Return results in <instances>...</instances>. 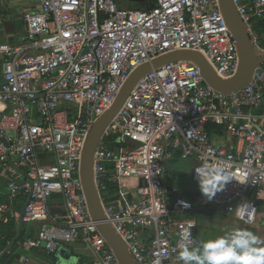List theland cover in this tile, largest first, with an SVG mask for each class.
Wrapping results in <instances>:
<instances>
[{
	"label": "built area",
	"instance_id": "built-area-1",
	"mask_svg": "<svg viewBox=\"0 0 264 264\" xmlns=\"http://www.w3.org/2000/svg\"><path fill=\"white\" fill-rule=\"evenodd\" d=\"M233 2L261 58L247 83L224 93L194 62L164 63L136 81L97 141L94 185L106 221L136 264H176L182 243L200 244L192 234L182 241L195 228L182 215L194 206L166 185L165 160L175 154L195 161L198 185V174L222 163L234 178L210 201L244 225L257 221L264 201V39L255 23L264 18V0ZM22 17L24 45L0 43V174L10 200L0 203V224L38 227L34 237L7 241L4 252L14 244L50 254L81 242L93 264H120L90 214L80 176L90 127L135 68L166 53L199 52L220 78H232L236 41L218 0H156L146 9L115 0H37ZM207 123L230 135L227 146L215 145ZM20 197L16 212L11 203ZM55 198L62 210H51Z\"/></svg>",
	"mask_w": 264,
	"mask_h": 264
},
{
	"label": "crops",
	"instance_id": "crops-1",
	"mask_svg": "<svg viewBox=\"0 0 264 264\" xmlns=\"http://www.w3.org/2000/svg\"><path fill=\"white\" fill-rule=\"evenodd\" d=\"M37 0H0V38L11 42L14 45H24L23 35L25 25L23 21V12L27 8L36 5ZM148 7V6H147ZM149 8V7H148ZM28 52V51H27ZM3 57L0 56V85L3 83ZM225 131L214 133L211 136L212 141L217 144L223 138ZM226 134V133H225ZM226 138L224 137V140ZM228 143L225 145L227 146ZM221 146V147H225ZM179 158L173 155L168 160ZM193 161V167L195 161ZM192 167V169H193ZM165 171V181L169 189H174L175 194L192 202L193 212L185 213L182 217H191L195 220V237L201 242L215 240L224 236L234 228H241L253 231L264 238V201L258 202L257 221L254 225H244L229 214H226L219 205L208 200L200 191V188L184 186L180 187L179 181L174 177H169ZM191 183H195L192 179ZM196 184V183H195ZM0 203H10L6 189V178L0 174ZM16 212L22 209L23 199L20 197L11 203ZM58 205H52V210L63 208ZM37 224H18L12 221L9 224H0V257L2 264H18L22 256L30 258V264H93V254L91 250L81 242H75L68 247L70 255L63 256L58 251L55 253H45L41 249H24L12 244L9 247V253L4 252L6 242L14 238L34 237L37 232ZM199 245V244H198ZM197 246V245H196ZM195 247V246H194ZM8 250V249H7ZM176 264H183L178 256L175 257Z\"/></svg>",
	"mask_w": 264,
	"mask_h": 264
},
{
	"label": "water",
	"instance_id": "water-1",
	"mask_svg": "<svg viewBox=\"0 0 264 264\" xmlns=\"http://www.w3.org/2000/svg\"><path fill=\"white\" fill-rule=\"evenodd\" d=\"M218 2L220 10L237 44L239 67L236 74L230 79L220 78L213 71L204 57L196 51L177 50L166 53L151 60L150 62H146L138 66L130 73L111 107L92 124L87 134L81 157L80 176L84 193L86 195L88 209L93 220L97 223L100 232L109 243L120 264H136V262L130 254L126 244L115 232L111 224L106 221L101 202L94 185L92 166L97 141L104 128L118 111L119 107L127 97L130 89L133 87L136 81L152 68L164 63L177 60L192 61L199 67L205 81L213 88L224 93L237 91L247 83L252 75L255 65L260 61L261 58H257L255 55L248 32L238 14L233 0H218ZM191 234L195 236V228L192 229ZM70 251L71 250L68 246H60L58 248V252L63 256H69Z\"/></svg>",
	"mask_w": 264,
	"mask_h": 264
},
{
	"label": "clouds",
	"instance_id": "clouds-1",
	"mask_svg": "<svg viewBox=\"0 0 264 264\" xmlns=\"http://www.w3.org/2000/svg\"><path fill=\"white\" fill-rule=\"evenodd\" d=\"M198 178L201 193L211 200L234 177L218 162L207 166L204 175L198 174ZM181 203L185 208L190 206L185 201ZM191 239L190 229L182 233V241ZM178 258L183 264H264V238L253 231L234 228L224 236L195 247L182 243Z\"/></svg>",
	"mask_w": 264,
	"mask_h": 264
},
{
	"label": "rangeland",
	"instance_id": "rangeland-1",
	"mask_svg": "<svg viewBox=\"0 0 264 264\" xmlns=\"http://www.w3.org/2000/svg\"><path fill=\"white\" fill-rule=\"evenodd\" d=\"M115 2L118 4L119 7L126 8V9H146L151 5V0H115ZM148 6V7H147ZM7 40L0 38V43H3ZM226 133V132H225ZM222 139L218 141L216 146H225L227 143L230 142V135L225 134ZM224 137L226 138L224 140ZM166 173L169 177H174V179L179 181L180 187L184 186H190V187H197L200 188L199 185L196 183H191V174H192V167H193V161L192 159H182V158H176L173 160H165L164 164ZM127 184L131 183L129 180L126 181ZM63 202H61L60 198H55L49 200V205H55L56 207L58 205H61L60 207L63 208ZM52 210V208H51ZM53 210H59L58 208H55ZM38 226V225H37ZM36 228V224H35Z\"/></svg>",
	"mask_w": 264,
	"mask_h": 264
},
{
	"label": "trees",
	"instance_id": "trees-1",
	"mask_svg": "<svg viewBox=\"0 0 264 264\" xmlns=\"http://www.w3.org/2000/svg\"><path fill=\"white\" fill-rule=\"evenodd\" d=\"M156 4V0H151V5L149 6V8L155 6ZM255 29L258 31V33L263 37L264 39V18L261 20H258L255 23ZM206 129L211 136H213L214 133H218V132H223V128L221 126H217L211 123H207L206 124ZM176 156H178V154H175ZM179 157V156H178Z\"/></svg>",
	"mask_w": 264,
	"mask_h": 264
}]
</instances>
